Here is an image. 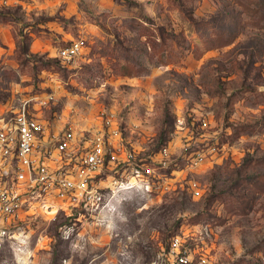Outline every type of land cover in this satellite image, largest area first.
<instances>
[{
    "label": "rangeland",
    "instance_id": "obj_1",
    "mask_svg": "<svg viewBox=\"0 0 264 264\" xmlns=\"http://www.w3.org/2000/svg\"><path fill=\"white\" fill-rule=\"evenodd\" d=\"M21 112L46 140L72 127L74 151L112 116L118 160L92 179L101 212L24 201L0 264H168L176 236L264 264V0H0V127ZM116 170L149 188L111 194Z\"/></svg>",
    "mask_w": 264,
    "mask_h": 264
},
{
    "label": "built area",
    "instance_id": "obj_2",
    "mask_svg": "<svg viewBox=\"0 0 264 264\" xmlns=\"http://www.w3.org/2000/svg\"><path fill=\"white\" fill-rule=\"evenodd\" d=\"M84 48V41L77 39L58 49L57 57L63 62L71 61L80 56ZM112 122V116L106 117L105 131L92 135L76 151L72 149V127L66 128L61 137L46 140L43 138L45 125L24 112L18 113L12 124L0 127V253L10 238L13 218L20 213L29 197L66 201L90 213L101 212L105 208L107 192L100 193L92 179L100 174L105 164L118 160L113 145H117L120 136ZM78 149L80 153H77ZM123 155L126 160L131 157L130 154ZM201 162V155L191 159L193 166ZM115 174L107 186L111 194L115 190L149 188L138 170L129 174L116 170ZM2 179H10L11 182H2ZM71 229V225L67 226L61 236L68 238ZM166 260L168 264H208L203 255L197 257L184 251L179 236L172 238ZM62 264L68 263L63 261Z\"/></svg>",
    "mask_w": 264,
    "mask_h": 264
}]
</instances>
